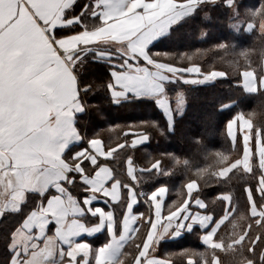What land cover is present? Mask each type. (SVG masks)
Wrapping results in <instances>:
<instances>
[{
	"label": "crops",
	"instance_id": "crops-1",
	"mask_svg": "<svg viewBox=\"0 0 264 264\" xmlns=\"http://www.w3.org/2000/svg\"><path fill=\"white\" fill-rule=\"evenodd\" d=\"M91 2V14L100 13L95 15L99 24L64 36L56 41L59 48L53 49L43 38L44 26L37 25L33 14L50 22L47 24L50 29L52 24L64 22L60 16L71 0H0V18L18 13L17 22H24L32 36L43 39L49 61L45 72L19 82L0 83V153L3 155H0V214L17 210L27 193L42 197L11 234L8 244L12 250L11 264H173L167 245L178 243L196 230L199 245L213 251L244 244L250 226L230 242L216 240L217 232L234 212L230 194L219 195L224 211L214 220L205 211V202L192 197L197 188L195 181L185 184L180 201H169L168 188L164 185L147 193L138 190L133 182L135 168L128 161L129 179L124 184L123 198L121 183L113 178V169L107 162L115 148H105L97 137L86 138L76 126V117L84 112L85 106L77 98V91L80 94L81 89L67 55L81 45L115 43L126 56L144 60L149 67L117 69L111 81L126 84L135 76H146V90L158 100L169 126L173 110L163 96L164 83L180 79L198 85L222 77L218 71L203 74L196 65L180 68L153 61L148 54V47L183 17V6L194 7L197 2ZM97 4L99 7H94ZM245 28L250 31L253 25ZM258 28L264 33V24ZM60 49L63 51L57 55ZM102 53L103 58L110 57L108 52ZM47 71L60 75L52 86L43 83ZM241 86L246 93L264 91V58L260 78L252 70L242 71ZM119 95L112 89V97ZM226 134L232 146L239 143L241 154L218 174L225 178L236 167L248 173L254 166L258 168L260 174L253 190L246 186L244 194L248 216L255 226L264 230V202H256L264 200V138L242 113L228 120ZM145 141L146 136L139 134L132 138V145ZM24 172L26 178H22ZM73 182L81 191L79 197L66 186ZM18 191L21 193L16 195ZM48 191L51 193L46 195ZM258 240L261 242L259 234L247 241L250 255ZM260 248L258 261L264 259V245ZM68 253H72L70 262ZM189 256L183 263L195 264L193 254ZM238 260L240 264H256L250 256ZM210 264H221L219 257L213 255Z\"/></svg>",
	"mask_w": 264,
	"mask_h": 264
},
{
	"label": "trees",
	"instance_id": "trees-1",
	"mask_svg": "<svg viewBox=\"0 0 264 264\" xmlns=\"http://www.w3.org/2000/svg\"><path fill=\"white\" fill-rule=\"evenodd\" d=\"M199 1L192 14L171 25L166 35L148 47V54L154 61L180 68L196 65L203 74L221 71L224 75L206 84L190 85L180 79L164 83L163 96L172 109L178 94L181 93L184 101L181 112L173 111L169 126L163 112L150 101L131 98L119 104L112 102L110 65L115 63L118 70L123 65V56L117 53L115 43L81 45L67 55L85 106L84 112L76 117V126L86 138L97 137L105 148H115L107 162L113 169V178L121 183L123 198L130 161L135 168L136 188L147 193L164 185L168 188L169 201H180L185 184L195 181L197 188L192 197L205 202V211L211 213L214 220L224 211L219 195L230 194L234 212L217 232L216 240L230 242L246 226H250L246 235L248 242L254 235L261 236V242L258 240L250 255L247 241L219 251L204 248L198 243L196 230L178 243L167 245L173 264H184L190 254L195 257V264H210L213 255L219 257L221 264H240L238 259L243 256H250L256 264H264V259L257 260V253L264 245V230L255 226L248 216L244 194L246 186L253 190L260 171L255 166L250 173L236 167L225 178L218 174L241 154L239 143L232 146L226 134V123L233 115L242 113L251 119L264 138V91L246 93L241 86L242 71L252 70L257 79L262 74L264 34L258 31L257 23L264 20V0ZM75 3L76 7L63 15H79L85 6L91 10V0H75ZM86 12L84 10L81 16L85 29L97 26L98 17ZM247 23L253 25L250 31L245 28ZM80 31L79 24H72L64 30V36ZM102 51L108 52L110 57L99 58L97 52ZM138 64L147 65L142 60ZM129 68L132 67L127 66L123 71ZM139 134L145 135L146 141L132 145V138ZM66 186L73 194L81 196L77 183ZM40 199L41 196L27 193L17 210L0 214V264H9L11 234ZM256 202L260 204L264 200ZM188 248L192 250H185Z\"/></svg>",
	"mask_w": 264,
	"mask_h": 264
},
{
	"label": "snow or ice",
	"instance_id": "snow-or-ice-1",
	"mask_svg": "<svg viewBox=\"0 0 264 264\" xmlns=\"http://www.w3.org/2000/svg\"><path fill=\"white\" fill-rule=\"evenodd\" d=\"M75 7V0H71V3L64 9V12L66 13ZM94 7H99V4L94 5ZM86 8L87 6H85V9L81 10L79 15H73L71 17L61 15L60 20L64 22L52 24L50 29L47 27V24L50 22L44 20L40 16L33 14V19L36 20L37 25L44 26L43 38L47 39V44H50L53 49H58L59 45L56 41L64 38L65 29L70 28L72 24H79L82 30L86 28L81 20L83 11L86 10ZM93 15H100V13L94 12ZM17 21L18 13L10 17L0 18V83L19 82L32 75L45 72L46 65H49L47 58L48 50L43 39L32 36L29 26L24 22L18 23ZM62 51L63 49H60L57 55ZM132 59V57L126 58L125 63L119 66L120 70L123 71L127 67L128 60ZM145 59L147 58L145 57ZM133 63L138 64L139 60H133ZM72 67L74 68L75 65ZM116 71L117 65L113 63L110 65L108 75L110 77L114 76ZM46 76L47 79H45L43 83L48 86L54 85L60 79V75L55 71H47ZM146 80V76H135L126 84H116L110 81V97H112V89L120 93L119 96L113 97L112 102L114 104H119L134 98L136 101H150L158 106V100L151 96L146 90ZM85 91H87V87ZM77 98H79V90L77 91ZM81 111H83L82 108ZM74 180L75 177H73V181ZM84 199L87 200V197L85 196ZM9 251L12 250L9 249ZM19 255L20 254H17V256ZM71 260L72 253H68V261L70 262ZM9 264H11V261Z\"/></svg>",
	"mask_w": 264,
	"mask_h": 264
},
{
	"label": "rangeland",
	"instance_id": "rangeland-1",
	"mask_svg": "<svg viewBox=\"0 0 264 264\" xmlns=\"http://www.w3.org/2000/svg\"><path fill=\"white\" fill-rule=\"evenodd\" d=\"M174 1H177V2H185V1H196L197 3H199V2H201V1H199V0H174ZM193 5H190V4H187V5H185V6H183V8H182V10H181V13L183 14V17H186V16H189L190 14H192V12H193ZM85 11H87L88 12V14H89V12H90V14L89 15H92L91 14V12H92V10H90V9H88V8H86V10ZM86 12V13H87ZM82 19V18H81ZM252 23H247L246 25H251ZM258 25H261V24H264V20L262 19V20H259V22L257 23ZM257 25V26H258ZM258 31H259V28H258ZM260 32V31H259ZM261 33H263V32H261ZM264 34V33H263ZM117 47H118V49H119V51H117V53H119L120 55H122L123 56V60L121 61V62H123V64L125 63V57L126 58H128V57H131V56H126L125 54H124V51H123V49L120 47V46H118L117 45ZM98 53V57L99 58H103V53L102 52H97ZM116 53V54H117ZM133 58V57H132ZM76 60V59H75ZM133 60H136V59H132V60H128V63H127V66L128 67H136V68H141L140 66H139V64L137 65V64H134L133 63ZM139 60H142L141 58H139ZM152 60V59H151ZM190 60V59H189ZM142 61H144V60H142ZM153 61H154V59H153ZM145 62V61H144ZM158 62V61H157ZM219 72V74H221V75H224V73L223 72H221V71H218ZM205 74H208V73H205ZM177 80V79H176ZM175 80V81H176ZM175 81H169V82H175ZM174 101H175V103L173 104V111L174 112H181L182 111V109H183V106H184V101H183V97H182V95H181V93L180 94H178L175 98H174ZM0 155L1 156H3L1 153H0ZM22 178H26V173L24 172L23 174H22ZM21 192H17L16 193V195H19ZM18 205V202L16 203V206ZM3 207H6V204L4 205H2Z\"/></svg>",
	"mask_w": 264,
	"mask_h": 264
}]
</instances>
